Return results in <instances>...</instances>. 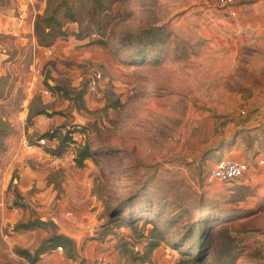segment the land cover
Returning a JSON list of instances; mask_svg holds the SVG:
<instances>
[{"label":"rangeland","instance_id":"rangeland-1","mask_svg":"<svg viewBox=\"0 0 264 264\" xmlns=\"http://www.w3.org/2000/svg\"><path fill=\"white\" fill-rule=\"evenodd\" d=\"M213 1L0 0L3 18L24 9L46 35V74L39 68L51 93L40 91L34 110L46 107L52 129L80 133L56 163L46 157V183L56 194L46 211L31 209L33 221L46 222V237L76 234L74 258L54 249L68 264H193L195 223L210 227L201 264H264L263 182L209 179L222 157L239 160L251 147L264 156V95L246 101L252 86L264 85L262 59L250 64L253 52L244 54L236 36L226 42L218 27L204 25L209 9L218 24L233 20ZM9 79L0 78V102L21 109L25 95L12 97L17 79ZM54 85L74 101L56 96ZM86 144L96 154L79 167L76 153ZM17 172L5 198L15 192ZM62 199L68 204L60 206ZM122 204L143 213L133 226L125 212L108 223ZM7 234L0 222V246H8ZM152 241L159 245L150 251ZM4 261L27 264L5 250Z\"/></svg>","mask_w":264,"mask_h":264},{"label":"crops","instance_id":"crops-1","mask_svg":"<svg viewBox=\"0 0 264 264\" xmlns=\"http://www.w3.org/2000/svg\"><path fill=\"white\" fill-rule=\"evenodd\" d=\"M241 1L251 5L252 10L245 11L244 6H240L237 18L233 20L226 19L218 24L216 23L219 19L217 13H213V9H209L210 13H207L208 11L204 13L206 16L204 25L210 29L218 27L219 33L224 34L222 36L226 42L234 39L230 36H236L243 53L245 49L253 52L250 53L251 55L247 54L251 58L250 64L254 63L257 57H261L262 63L259 66L264 67V0ZM22 2H25V0H22ZM19 20V13L17 16L5 18L0 14V78L3 77L7 81L9 76L16 78V86L12 91V97L18 92L25 95L21 109L13 103L0 102V124L3 125L2 130H0V143H4L0 145V222L5 226L9 225L8 246H0V264H7L4 261V250L10 251L13 258L21 259L30 264L24 258L16 255L13 249L15 246H20L34 250L46 237V229L36 228L19 232L14 230V225L24 219L25 222L30 220L32 208L46 211V204H50L56 194H53L52 184L46 183V157H49L48 153L46 151L32 152L27 148V144L36 137L46 136L51 139L52 134L58 131V129H52L53 121L46 119V107L34 110L33 105L36 95L40 91L45 93L47 90L46 80L41 75H37L34 70L37 64L38 67L45 65L44 71L46 74V43L40 41V35L35 25V17L30 16L26 19L24 25H20ZM37 48L39 49L38 57L34 54ZM10 82L9 79L8 84ZM54 87L56 85L50 86L57 96L59 94L54 90ZM258 95H264V85L252 86L246 101L250 103L252 98ZM42 105L46 106V95L42 99ZM259 125L256 124V126ZM16 126L19 128V134L14 132ZM46 133L48 134L45 135ZM58 144L59 142L56 145L58 146ZM5 147L7 150L3 152ZM249 149L246 155L239 157L240 161H247L250 165L248 171L250 180L247 184L258 180L264 184V156L261 153L252 151V147ZM53 150H51V153H53ZM33 160L34 162H32ZM16 169L18 170L19 179H14V182H18L15 192L7 193L5 198L8 180ZM262 188H264V185ZM62 200V202L58 201L60 206H63L64 202L65 205L68 204L66 199ZM5 201L7 205L15 203L18 207L9 209L6 207ZM61 233L76 239V234L66 230H62ZM56 255L55 250L51 253H45L38 262L43 264H68L66 260Z\"/></svg>","mask_w":264,"mask_h":264},{"label":"trees","instance_id":"trees-1","mask_svg":"<svg viewBox=\"0 0 264 264\" xmlns=\"http://www.w3.org/2000/svg\"><path fill=\"white\" fill-rule=\"evenodd\" d=\"M35 25H36L37 30H39V28H40L39 24L35 22ZM162 36H163V33L157 39L158 45H163V43L165 42V39ZM40 41L46 43V35H44V37L40 36ZM146 51H147L146 48L141 49L140 54L137 56L143 58V56H145ZM54 90L59 95H62L66 98H70L72 101H74V98L70 97L68 95L67 91H64V93H63L61 87L56 86V87H54ZM84 95H85V91L78 95L80 100L83 98ZM29 118H31V117L29 116ZM29 118H28V121H29ZM56 133L57 132L55 131L52 134V136H54ZM47 134L48 133H46L45 135H47ZM60 138L61 139H60L59 145L57 146V148L55 150L52 151L53 154H55V155H63L67 146L71 142H73V139L70 135H64V136H61ZM95 154H96V151H93L88 144L79 147V149L77 150V153H76V157H75V162H76L77 166L83 167L85 160L89 159V158H94ZM127 202H128V200H127ZM123 206L124 205L122 204L119 206V208H116L111 213L110 217L112 218V217H115L116 215L120 214L121 212H125L128 214V220L126 221L127 225L133 226L134 225L133 223L139 217V214H143V213L137 212L136 210L127 209ZM117 212H119V213L116 214ZM114 220H115V218H112L109 220L108 223L113 222ZM148 222L149 221H145L144 224L146 225ZM173 222H174V219L171 220L172 224H173ZM41 227H46V222H43V221L35 222V221H33V219H30L27 222L17 223V225L14 226V230L15 231H26V230H33V229L41 228ZM189 229H191V230L195 229L194 232L198 234L196 242L198 244L197 250L199 253L197 254V256L192 257L191 262L193 264H201L202 258L204 256V254L206 253V250H207V246L203 240L207 235L206 232L210 230V227H203L202 228V224L195 223ZM189 229H188L187 233H189V231H190ZM187 237H188V235L181 236V238L183 240H184V238H187ZM158 245H159V241L158 242L152 241L151 243H149L150 251L153 250L154 248H156ZM76 246H77L76 241L73 238H71L70 236L63 234V233H52V234L48 235V237H45L34 250H31L28 248H22V247L17 248V246H15L13 251L19 257L24 258L28 263L36 264V263H38V261L40 260V258L43 254L50 253L58 247L66 248L68 251H70V252H68L69 257L74 258ZM146 257L147 256H145V258Z\"/></svg>","mask_w":264,"mask_h":264},{"label":"built area","instance_id":"built-area-1","mask_svg":"<svg viewBox=\"0 0 264 264\" xmlns=\"http://www.w3.org/2000/svg\"><path fill=\"white\" fill-rule=\"evenodd\" d=\"M215 3L220 10V12L224 13L227 17L231 19H235L239 15V7L244 6L247 10H251V6H248L247 3L242 2L241 0H215ZM35 17L34 14L28 13L26 10L22 9L19 13V24L24 25L26 19L29 17ZM51 53L50 50L47 51ZM35 73L37 75H41L42 71L38 67L35 69ZM101 73L96 74L95 78L92 80V84L96 83V80H100ZM46 94H50L51 91L48 89L45 92ZM72 131V132H71ZM64 135H70L73 140L80 135L79 131L75 129H70L68 127H61L58 129L57 133L50 139L46 136H38L34 140L30 141L27 144L28 150L32 152H47L50 159L56 163L60 159L59 156L51 154V150L55 148L57 142H59V137ZM57 148V147H56ZM250 169V165L247 161H240L230 158L222 157L220 158L213 168L210 171V181L217 180L224 183H240L247 184L250 180L248 175V171ZM100 232L99 228H96L95 233ZM58 250L62 251V247H58ZM97 264H108L106 260H100Z\"/></svg>","mask_w":264,"mask_h":264}]
</instances>
